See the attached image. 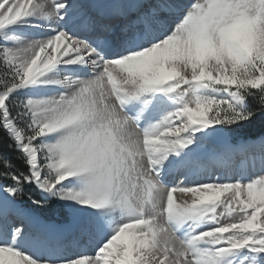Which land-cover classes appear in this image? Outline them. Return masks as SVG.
Instances as JSON below:
<instances>
[{"label": "snow or ice", "instance_id": "snow-or-ice-1", "mask_svg": "<svg viewBox=\"0 0 264 264\" xmlns=\"http://www.w3.org/2000/svg\"><path fill=\"white\" fill-rule=\"evenodd\" d=\"M33 18L55 25L52 34L20 42L6 33ZM241 20L255 23L242 31ZM0 39V128L22 161L0 153V264H264V175L228 177L217 165L228 147L201 152L209 135L264 114V0H0ZM68 65L84 75L40 79ZM35 83L65 91L13 96ZM164 97L176 107L145 128L125 110L138 101L147 112ZM181 153L221 175L165 185L161 168ZM73 177L83 187H70ZM177 192L191 203H176ZM25 196L36 206L71 201L69 226L93 218L105 238L94 254L34 258L15 246L38 220L16 206ZM117 209L123 220L106 216ZM190 220L211 226L178 234Z\"/></svg>", "mask_w": 264, "mask_h": 264}, {"label": "bare ground", "instance_id": "bare-ground-1", "mask_svg": "<svg viewBox=\"0 0 264 264\" xmlns=\"http://www.w3.org/2000/svg\"><path fill=\"white\" fill-rule=\"evenodd\" d=\"M94 3L100 4H111L116 2V0H92ZM146 3H154L155 0H145ZM183 4H189L194 2V0H179ZM102 11H108V9H102ZM176 15H170L168 17L169 21H175ZM73 25L69 24L68 27ZM55 25L51 22L45 21L43 19L33 18L27 22H18L6 29V33L12 37H15L18 41L23 42L25 39H39L52 34ZM2 42H4L2 40ZM11 43V42H10ZM80 65H68L60 66L58 69L51 73L46 74L41 77V80H47L53 77L62 78L65 75H84L80 71ZM36 84L42 87V92L46 97H51L53 95V90L65 91V88L55 84H42L35 83L33 85L22 88L21 91H26V88H32ZM59 94V93H58ZM57 94V95H58ZM163 95V94H161ZM226 95V94H224ZM166 101L165 104H155L150 111H141V105L138 101L130 102L126 106V112L129 115L137 116L139 118L140 125L149 126L152 123L159 121L167 111H171L176 107L175 102L168 97H164ZM143 128V127H142ZM211 133V129L207 130ZM135 135V133H133ZM199 136L200 134L197 133ZM227 134L223 132L222 134H211L207 137V140L203 142L201 152L204 154H211V148H206L207 143H213L220 147H228L230 151L218 163L223 173L231 178H243V179H257V173L264 171V144L258 140L250 141L249 143H242L237 146L230 145ZM191 147V146H190ZM187 152V150H185ZM217 163V164H218ZM230 164H235L236 167H228ZM209 163L203 157L191 153L184 155L181 153L180 156H169L168 160L164 162V166L161 168V180L165 185H174L180 181L185 184L202 182L205 178H215L220 176L221 172H215L209 175ZM164 180V181H163ZM1 195V194H0ZM2 197V195L0 196ZM193 199L192 193H175L174 201L180 203L183 200H187L191 203ZM38 220L30 221L31 224H36L40 221L39 217L36 216ZM125 214L119 209L115 211V220H123ZM70 224L63 226H55L53 223H46L41 220V226L48 234V239L46 244L48 246L55 244L54 250L50 249L42 250V259L49 258H59L68 255H78L82 253L94 254L95 248L99 246V242H102L104 237L105 229L101 228L95 220L92 218L83 217L80 218L77 226L70 227ZM112 225V224H111ZM211 225L206 221H188L184 224L177 225V231L180 235H185L191 230L201 231L205 227H210ZM107 232L109 233L108 227ZM49 242V243H48ZM22 251L23 242L18 239L16 245ZM26 252V251H25ZM31 254V253H30Z\"/></svg>", "mask_w": 264, "mask_h": 264}, {"label": "rangeland", "instance_id": "rangeland-1", "mask_svg": "<svg viewBox=\"0 0 264 264\" xmlns=\"http://www.w3.org/2000/svg\"><path fill=\"white\" fill-rule=\"evenodd\" d=\"M0 43H3L2 39H0ZM3 71H4L3 68H0V78H2ZM61 92L63 91L53 90L52 92L53 95L51 97L57 96V94ZM216 94L220 96H224V93H216ZM13 96L21 100H26L28 98H32L34 100L47 98L43 94L42 87L39 84H36L31 89L26 88V91H23V92L21 91V89H19L17 92L13 93ZM263 125H264V114H258L255 119L251 121H247V122H242L240 126H235V125L231 126L230 130L225 131V133L227 134L228 140H229L228 143L232 146H237L242 143L247 144L250 141L258 140V137H260L261 135H264V133L260 134L258 137H255V138L249 136L248 134L252 131L260 130ZM141 127L145 128L147 126L142 124ZM14 146H15V142H14ZM205 147L211 148L212 152H214L217 149L222 150L224 148V147L215 145L213 143H207ZM15 149H17L16 146H15ZM226 154L223 155L222 153V156L218 158L217 163L221 161L224 157H226L227 156ZM262 156L264 158V153ZM217 165L220 166L219 163ZM228 167L234 168L236 167V165L230 164ZM261 175H264V171L262 172L260 171L259 173H257L256 175L257 179ZM69 186L75 187V188H81L83 187V181L78 177H73L72 183ZM35 188L39 192L40 197H41V189L37 188L36 186ZM28 193L33 196V199H35L34 198L35 191H33L32 188H28ZM0 194L2 196L4 195L3 193H0ZM69 203H72V202L71 201H61L57 197H50L46 204L36 206V205H33L32 200L28 199L27 196H25L24 198H22L20 201L17 202L16 204L17 207L24 209L25 211L31 213L33 217L37 216L40 219V221L34 225L31 224L30 222L25 223V227H24L25 234L22 237L18 238L20 241L23 242L24 251H26L29 255L33 256L34 258L42 259V257H40L42 256V250L44 249H50V251L54 250L55 244H52L50 246L46 244V240L48 239V234L45 230H43L41 226V220L45 221L46 223H53L55 224V226L56 225L63 226V225L70 224L72 215H71V209L68 207ZM77 207H79V205H77ZM100 211H105V210H100ZM106 216L109 219L114 221L115 211L106 212ZM93 220L94 219L92 218V221ZM13 223H19V222L13 221ZM114 228H115V223H112V225H109L108 226L109 233H111ZM10 231H11V226H9L8 228L9 233Z\"/></svg>", "mask_w": 264, "mask_h": 264}, {"label": "trees", "instance_id": "trees-1", "mask_svg": "<svg viewBox=\"0 0 264 264\" xmlns=\"http://www.w3.org/2000/svg\"><path fill=\"white\" fill-rule=\"evenodd\" d=\"M262 133H264V125L261 127L260 130L252 131L248 135L255 138ZM0 153L5 154L7 158L18 168L22 166V161L17 158L18 150L15 149L14 142L2 128H0ZM29 188H32V190L35 191V199L41 198L39 192L36 190L34 185L29 186Z\"/></svg>", "mask_w": 264, "mask_h": 264}, {"label": "clouds", "instance_id": "clouds-1", "mask_svg": "<svg viewBox=\"0 0 264 264\" xmlns=\"http://www.w3.org/2000/svg\"><path fill=\"white\" fill-rule=\"evenodd\" d=\"M254 21H249V20H241L238 22V27L242 31H248L251 29V27L254 25Z\"/></svg>", "mask_w": 264, "mask_h": 264}]
</instances>
